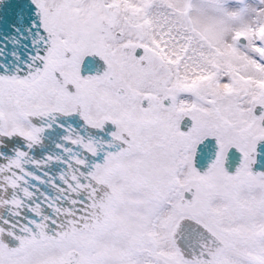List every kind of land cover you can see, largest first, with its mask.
I'll return each instance as SVG.
<instances>
[{"label": "snow or ice", "instance_id": "obj_1", "mask_svg": "<svg viewBox=\"0 0 264 264\" xmlns=\"http://www.w3.org/2000/svg\"><path fill=\"white\" fill-rule=\"evenodd\" d=\"M0 264H264V0H0Z\"/></svg>", "mask_w": 264, "mask_h": 264}]
</instances>
